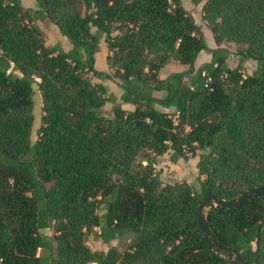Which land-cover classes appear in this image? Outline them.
Here are the masks:
<instances>
[{"label":"trees","instance_id":"16d2710c","mask_svg":"<svg viewBox=\"0 0 264 264\" xmlns=\"http://www.w3.org/2000/svg\"><path fill=\"white\" fill-rule=\"evenodd\" d=\"M36 1L72 47L48 45L21 0H0V264H236L207 244L199 206L264 185V0H192L212 49L183 0ZM102 36L114 75L95 66ZM226 41L257 62L252 73L229 67ZM203 50L211 61L195 70ZM172 61L188 69L160 78ZM113 76L135 108L108 116L115 98L93 78ZM169 150L173 162L199 157L198 190L162 185L155 164ZM206 213L215 242L264 264V195ZM95 227L107 242L135 237L98 253L87 244Z\"/></svg>","mask_w":264,"mask_h":264},{"label":"rangeland","instance_id":"374dc122","mask_svg":"<svg viewBox=\"0 0 264 264\" xmlns=\"http://www.w3.org/2000/svg\"><path fill=\"white\" fill-rule=\"evenodd\" d=\"M32 3H35V5H33ZM183 4L185 8L188 10V12L193 15L196 22L199 23L200 26L202 27V31L205 35V39L208 44L209 39H208L207 29L209 28L206 21L203 19V15H202L203 3L195 4L192 2V0H184ZM23 5L26 9L34 13V17H37L36 20L34 21V25H36L38 28L44 31L46 43L48 45H54L56 43H60V45H62L65 49H67V46L71 44L70 40L62 35L58 26L52 23L49 18L41 17V13L38 12L39 11L38 9L40 8L37 4V1L23 0ZM96 30H97L96 27H92L93 32H96ZM222 47H224L226 51L225 58L229 67L231 68L239 67L242 73H244L245 75L250 74L254 71L256 67V61L252 59H246L242 56L241 49L243 48V45L235 42L226 41L223 43ZM108 54H109V50L104 40V36H102L99 49L95 54V59H96L95 66L98 70L109 72L112 75H114L115 70L113 68L111 69L107 62ZM14 73L17 75L19 74L21 75V72L19 70H16ZM93 81L103 82L108 88V93L114 96L115 98L114 101H109L102 107V112L104 114L108 116H112L114 114L113 108L115 105L122 104L123 106L125 104L122 102L121 99V94L124 91V87L121 80L113 76L111 79H106V80H102L95 77L93 78ZM154 93H163V92L155 91ZM33 98H34V107H33L34 122L31 130V140L33 143H35L39 138L38 128L41 125V116L43 114L42 94L37 86H35V93L33 95ZM123 107H128V106H123ZM132 107L133 109L135 108L134 105ZM157 107L171 114L174 113L175 111V108L173 107L164 108L160 105H157ZM171 153L172 150H169L168 152L157 156L155 171L159 174L162 185L187 182L188 184L192 185L194 190H198L200 188L199 170L197 167V162L199 160V157L198 156L190 157L188 159L180 158L178 161L173 162L171 160ZM144 163L146 164L147 161L144 160ZM207 209L208 208H206V210ZM100 213H101V209H100ZM45 231L51 233L52 235L54 234V230L52 228L45 229ZM98 231L99 229L95 227L90 229V231L87 233L88 245L91 247L92 250L98 253H106L111 246H116L117 248L122 250L126 248L127 245L135 237V234L131 233V234H126L121 238H116L107 242L101 238L99 239V237L96 234Z\"/></svg>","mask_w":264,"mask_h":264},{"label":"water","instance_id":"95a60500","mask_svg":"<svg viewBox=\"0 0 264 264\" xmlns=\"http://www.w3.org/2000/svg\"><path fill=\"white\" fill-rule=\"evenodd\" d=\"M35 93V91H34ZM264 195V185L256 186L249 190H246L240 194L237 198L234 199H225L219 198L215 194L207 195L199 206V225L204 232L205 240L207 244L217 253L227 257L230 261H233L236 264H249L247 260L241 257L239 254L235 253L233 250H227L215 242L211 235L210 229L207 223V213L206 208L214 205H225L229 207H238L240 206L247 198Z\"/></svg>","mask_w":264,"mask_h":264},{"label":"crops","instance_id":"0c3cea01","mask_svg":"<svg viewBox=\"0 0 264 264\" xmlns=\"http://www.w3.org/2000/svg\"><path fill=\"white\" fill-rule=\"evenodd\" d=\"M21 1H22V4H23V0H21ZM32 4L35 5V3H32ZM209 30L210 29H207V31H208V39H209L208 46L211 49L212 48H218L219 46L216 44V42H215V40L213 38V34ZM222 46L223 45H221V47ZM71 47H72V44H69V46H67L66 50L70 49ZM211 56L212 55H211V53L208 50L201 51L199 53L198 58H197L196 63H195V70L198 69V67H200L201 65L210 62L211 61ZM256 66H257V62H256ZM186 69H188L187 65L181 64L178 61H172V62L168 63L167 65H165L161 69V71L159 72V77L160 78H166V77H168L170 74H172L174 72L183 71V70H186ZM161 92H163V91H161ZM123 93H124V91H123ZM123 93L121 94V97H122ZM154 95L158 96V97H161L163 95V93H155ZM123 106H128V107H124V108H128L130 110H133L132 103H125ZM45 233L49 234V235H52L51 233H48L46 231H45ZM99 239H100V237H99ZM99 242H101V241H99ZM87 244H88V241H87Z\"/></svg>","mask_w":264,"mask_h":264}]
</instances>
